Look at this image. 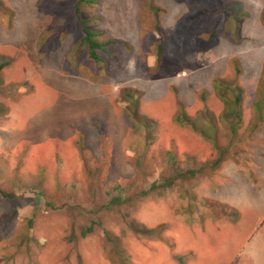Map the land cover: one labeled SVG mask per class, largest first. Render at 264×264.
Returning <instances> with one entry per match:
<instances>
[{"label": "rangeland", "instance_id": "rangeland-1", "mask_svg": "<svg viewBox=\"0 0 264 264\" xmlns=\"http://www.w3.org/2000/svg\"><path fill=\"white\" fill-rule=\"evenodd\" d=\"M77 1L0 0V188L13 194H0V264H111L105 230L131 264H264V123L229 147L235 159L199 170L210 141L171 120L178 101L191 115L219 113L211 80L231 75L237 58L248 123L264 0L82 2L99 40L130 46L100 62L81 43ZM122 87L137 91L150 135L127 118ZM146 138L143 174L133 158ZM166 150L176 161L164 175ZM151 184L153 197H131ZM131 222L164 226L166 242L132 233Z\"/></svg>", "mask_w": 264, "mask_h": 264}, {"label": "trees", "instance_id": "trees-1", "mask_svg": "<svg viewBox=\"0 0 264 264\" xmlns=\"http://www.w3.org/2000/svg\"><path fill=\"white\" fill-rule=\"evenodd\" d=\"M92 4L94 0H78L75 5V16L76 20L81 22L82 27V38L81 43L87 51L88 57L94 62L105 61L108 58L112 57L115 53L116 46L122 45L125 50L130 49L129 44L126 41L118 42V40L113 38L99 40L98 37L102 34L101 30H91L88 27L89 19L93 18V15L84 16L81 14L79 9L80 3ZM1 3V2H0ZM218 5V4H215ZM155 14L157 12L155 11ZM262 22H264V11L262 14ZM44 39V36L41 40ZM115 48V50H114ZM231 64L233 66V73L229 76L224 77H213L211 80L212 90L214 91V95L222 103V109L219 113H214L212 111H204L199 110L196 114H189L182 103L178 101L177 108L173 113L171 120L173 123L187 127L196 134H198L203 139L210 141L215 153H213L207 160L200 162V167L198 168H208L213 170V168H219L223 161L226 158L235 159L236 156L234 152H229V147L235 149L238 143H241L247 139H251L253 133L258 129L259 125L264 123V63L261 68L256 86L254 91L253 100L251 102V118L248 123L242 128L244 123L243 113H244V99L246 96L245 88L241 82L240 75L242 73V69L239 67V61L237 58L231 59ZM5 65L4 62L0 61V69ZM136 90L133 88L122 87L120 88V99L127 103L126 107V116L130 120L131 124L135 125V127L142 126L146 130V132L150 135V125L151 120L142 116L137 111V103L138 97L135 96ZM206 93V90L200 89L197 92V95L203 97ZM6 107L2 104L0 105V120L5 119L4 115L6 113ZM3 117V118H2ZM201 120L204 125L199 123ZM241 129H243L241 131ZM222 139V140H221ZM149 141L146 138L141 150L138 155H135L133 158L134 168H139L142 171L146 168L144 164V157L146 158V151L149 148ZM136 154V153H135ZM163 156L166 158V164L161 170L164 175L171 170L173 167V163L171 161H176V155L166 150L163 153ZM147 163V161H146ZM187 172H193L192 169H187L184 171V174ZM146 172L143 171V174ZM179 176L182 173L178 174ZM164 185L163 189L168 186H172V178L166 176L163 178ZM156 187L154 184L149 185L148 188H144L143 190H135L131 197L134 194H139L140 196L153 197L154 189ZM0 194L5 197H12L13 194L10 192H5L0 188ZM113 202L117 201H128V197H120L117 196L113 200ZM111 208V205L107 206ZM129 230L134 233L144 237L158 239L166 242V239L162 235V231L164 226L157 225L154 227H148L145 225H136L133 222L129 224ZM92 231L91 226H87L80 230V234L82 236L86 235L88 232ZM104 237L107 242V246L109 248L110 254H106L110 259L111 264H131L130 257L127 252L122 248L120 241V236L113 235L110 231H104Z\"/></svg>", "mask_w": 264, "mask_h": 264}]
</instances>
